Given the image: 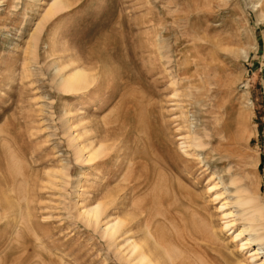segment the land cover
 Returning a JSON list of instances; mask_svg holds the SVG:
<instances>
[{"label": "rangeland", "instance_id": "rangeland-1", "mask_svg": "<svg viewBox=\"0 0 264 264\" xmlns=\"http://www.w3.org/2000/svg\"><path fill=\"white\" fill-rule=\"evenodd\" d=\"M62 1L0 0V264H131V242L250 264L231 232L238 195L264 205V0Z\"/></svg>", "mask_w": 264, "mask_h": 264}, {"label": "bare ground", "instance_id": "bare-ground-1", "mask_svg": "<svg viewBox=\"0 0 264 264\" xmlns=\"http://www.w3.org/2000/svg\"><path fill=\"white\" fill-rule=\"evenodd\" d=\"M53 1L54 2L52 3V5H50L51 10L58 9L59 7L63 6L62 0H53ZM83 68L74 66V68L72 69V72L69 75L61 78L60 84L63 86V88L65 90L75 91V90H82V89L86 88L88 83H90L89 82L90 79H88L89 74H87ZM89 148H90V146H89ZM101 148H102L101 146H96V147L91 146V148L88 150L89 152L87 153V155L85 157H83L81 155V158L83 157L82 159L84 161L92 162V161L96 160L95 158L101 152ZM103 149L104 148H102V150ZM82 150L83 149H81V148H77L76 153L78 154V156H80L79 154L82 153ZM229 204L230 203L228 201L223 202L220 206V209H225V207L228 206ZM234 204L241 207V209H242L241 212H242V216H243L242 218H244L245 220L250 222V224H248V226H246V227H244V225H242L241 231H239L237 233L232 231L231 232V234L233 235L232 237H233V239L239 240V243H240L239 246H240L241 250L242 249L243 250L248 249L247 250V252H248L247 257H248V259H250V261H249L250 264H264V249H263V246H264V243H263L264 242V205L260 204L255 197H253L251 195H247V194L241 195V196L238 195ZM101 206H102V204H101ZM101 206L97 203L93 206H90V207L84 209L81 216L87 225L95 226L98 224V219H99L100 214H101L99 209H101ZM231 215H232V212H226L223 216L226 218V217L231 216ZM231 223L230 222L225 223L224 228L227 230H230V228H232ZM120 225H121V221L119 219H114L111 221L104 222V227L101 230L102 236L103 237H109L111 239V237L113 235H115L117 232H119ZM251 231H258V233L256 234V237L249 235L248 238H246L245 240L239 239L240 235H242L244 232H251ZM144 241H145V239H144ZM144 241H142V242H144ZM145 242H146V244H149V242L148 243H147V241H145ZM126 243H127V241H126ZM139 244L141 246H143L141 243H139ZM128 248H129V255H127V258L132 257V260H135L134 262H132L133 264H151V262L153 261V260H150V258H151L150 256H147L148 253L145 254L146 246L145 247L143 246V248H144V250H143L142 247H140L137 243L131 242V244L129 245ZM153 249H155V248H152V250ZM155 250H153L154 252H152V253L155 254L156 253ZM147 251H149V250H147Z\"/></svg>", "mask_w": 264, "mask_h": 264}]
</instances>
